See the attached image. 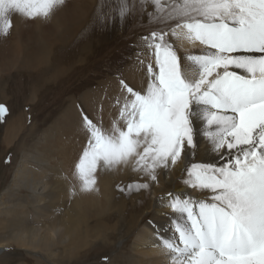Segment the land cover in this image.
I'll return each mask as SVG.
<instances>
[{
  "label": "snow or ice",
  "instance_id": "1",
  "mask_svg": "<svg viewBox=\"0 0 264 264\" xmlns=\"http://www.w3.org/2000/svg\"><path fill=\"white\" fill-rule=\"evenodd\" d=\"M149 0H139L142 8ZM150 22L164 26L142 37L152 58L140 90L121 81L125 95L107 127L86 114L74 177L92 191L98 168L132 166L141 181L120 191H141L178 164L192 193L169 192L177 239L161 238L172 264H264V0H150ZM65 0H0V35L13 14L47 19ZM119 15L130 11L120 0ZM198 43L181 58L169 41ZM143 63V61H142ZM238 70V71H237ZM9 110L0 104V123ZM223 166L196 162L194 120Z\"/></svg>",
  "mask_w": 264,
  "mask_h": 264
},
{
  "label": "rangeland",
  "instance_id": "2",
  "mask_svg": "<svg viewBox=\"0 0 264 264\" xmlns=\"http://www.w3.org/2000/svg\"><path fill=\"white\" fill-rule=\"evenodd\" d=\"M128 3L130 11L121 18L120 0H65L47 19L30 20L13 14L8 35H0V104L9 110L5 122L0 123V208L5 214L0 217V226L13 222L17 203L23 201L25 209L17 215L25 212L23 217L32 230L51 234L52 226L63 231L74 222L78 243L69 257L68 242L56 241L44 250L38 247L40 237L21 238L11 242L14 246L8 242L0 249V264L136 263L137 234L151 221L150 204L158 198L153 195L155 183L150 181L149 189L119 190L134 181L143 182L131 165L98 168L92 191H81L80 182L72 186L78 201L76 213H71L72 223L67 215L65 220L59 218L60 212L71 207L60 204V195L54 196L61 193L59 186L34 191L33 184L26 181L17 187L11 182L23 160L34 167L31 178L32 173L36 180L44 178L46 171L53 178L64 161L60 153L66 147L75 165L87 134L83 115L98 122L102 104L114 102V107L120 108L115 102V85L122 87L121 81L134 90L142 88L140 74L147 77V63L152 59L142 37L164 25L149 21L148 13L153 11L150 0L146 8L139 0ZM168 39L182 58L177 40L171 35ZM70 133L74 138H69ZM78 135L84 140L79 136L81 141L77 142ZM46 205L49 211L40 213ZM55 212L57 217H53Z\"/></svg>",
  "mask_w": 264,
  "mask_h": 264
},
{
  "label": "bare ground",
  "instance_id": "3",
  "mask_svg": "<svg viewBox=\"0 0 264 264\" xmlns=\"http://www.w3.org/2000/svg\"><path fill=\"white\" fill-rule=\"evenodd\" d=\"M176 40H177L178 45L180 46L181 51L183 52L182 53V59L187 57L188 55L199 54L202 51V47L198 43L192 44V43H189L188 41L183 40V39H176ZM140 71H142V70H140ZM140 80L142 81V82H140V88H141L144 86L145 81H146V78L143 77V74H140ZM116 86H117V89H116ZM112 88H110V90H112ZM115 95H116L115 102L117 101L118 98L121 99V102H122V97L125 95V90H123V88L121 86L116 84L115 85ZM109 105H110V109L108 107ZM109 105H108V102H107V104H102L101 109L99 108L100 110H98V111H100L99 113H101V119L99 121L97 119V121L102 122L103 126H105V127H107L109 125V122L113 121L114 119H117L118 115H119V108L114 107V106H116V105H114V102H110ZM99 118H100V116H99ZM94 119H96V118H94ZM194 126L197 130L196 140L200 146L196 150V152L192 158L196 162L214 163L217 166H223L227 161V157L217 156L210 150V148L208 147V142H207L206 138H204L201 135V133L203 132L204 129L202 127V124H201V121L199 118H196L194 120ZM69 135H70L69 136L70 139H71V135H72V137L74 136L73 133H70ZM79 136H82V140H84L85 137L83 135H78L77 142L81 141ZM69 138H68V140H69ZM64 144L65 143L62 142V145H64ZM67 145H68V143H67ZM67 145H64V146H67ZM75 145H76V143H75ZM68 149L69 148L66 147L64 149L63 153L61 150L60 157H62V161L63 160L64 161L58 169L59 170V172H57L58 174H55L56 176L54 175L53 178L48 176L47 171H46V176H44V178L40 177L39 180H36L33 173H32V178H31V176H30L31 171H32V168H34V167L31 168V166H29V164L26 162V160H23L22 164L19 166V169L16 171V173L14 174V176L11 180V182L13 183V184L11 183L13 187H17L18 185H20V183H22V181H26L29 185L33 184L32 189H34V191L41 189L40 187H44L43 188L44 190H47V189L50 190L53 187L56 188V186H59L61 193H59V194L54 193V196L60 195V200L59 199L58 200L61 201L60 204H62V206H64L65 208L67 205L68 206L71 205V207L67 210V212L63 211L62 213L61 212L59 213V218L61 217L62 220H65V215H67L68 218L71 219V213L74 215L77 211L78 201H77V198L73 197L74 188H72V186H76L80 182L78 179H76L74 177L73 160H72V157L70 155L71 153L68 152ZM51 162H52V160H51ZM183 167H184L183 164H178L175 168L170 169L168 171L167 175H165L163 169H159L157 171L158 183H155V187H153V195L156 196L158 199H157V201L150 204V209L152 208V214H153L151 221L145 223L143 225V228L137 234L136 241L134 243V247H135L134 253H135V258L137 259L135 264H172V261L170 260V256L172 254L169 253L168 250L162 246L161 238H168L170 240L177 239V234L174 231V222L171 219V217L173 215H176L177 219L180 220L181 223L183 221L179 217L178 214H174L172 212L171 208H169L165 203L162 202V197L166 199L167 198L166 194L169 192L192 193L194 196H200L201 195V193H199V192H193L192 189L186 188V186L184 184V179H183L185 176V174L182 171ZM34 173H36V172H34ZM124 176H125V174H124ZM53 179H55V180H53ZM162 180L166 181V183H165L166 185L164 184V182ZM43 193H44V191H43ZM35 201H36V199H35ZM66 202H68V203H66ZM2 203H4V202H2ZM24 204L25 203H23V201H19L17 203V205L21 208L18 207V210H16V214H15L16 217L13 220V222H10L8 225H2L1 224L2 227L0 226V249L4 246H7L8 242L11 243V242L16 241V240L21 239V238L26 237V238H29L31 240H35V239H39V237H40L41 243H39V246H38V247H40V249H44V250L50 249L56 245L55 244L56 241H57V243L59 241L62 244L65 242H68L69 245L72 247V248L71 247L67 248L69 251V254H70L69 257L73 256L74 250L77 248L78 243H77V231L74 227L75 223L72 221V219H71V223L73 222V225H71V227L69 226V228H67V226L64 227L65 229L63 231H62L61 227L59 229H57L55 227L53 228V226H52V228H50L51 234H48L50 232L47 233L46 231H45L46 233H42V231H41L38 234L34 229L32 230L29 227L27 222H25V219L23 217V215H25V212H20L21 215H17L19 210L25 209ZM1 205H3V204H1ZM48 208H49V205H46V207H41V209L39 211H40V213L47 212V211H49ZM14 211L15 210L10 209V213H14ZM4 215L5 214L2 212V210L0 208V217L4 216ZM57 216H58L57 213H56V216L53 215V217H57ZM97 217L99 218V216H97ZM22 218L24 219V221L21 220ZM115 219H116V217H115ZM50 220L52 221V217ZM120 220H121V218H120ZM131 220H133V219H131ZM18 222H19V224H18ZM96 222H98L97 219H96ZM121 222L123 223L122 220H121ZM131 223H133V222H131ZM119 225L122 226L121 224H119ZM119 225H117V228L119 227ZM72 227H74L73 230H72ZM67 229H69V230H67ZM120 229H121V227H120ZM110 230L114 231V227H112ZM6 233H9V236ZM106 238H107V236H106ZM23 246L26 247L27 245L24 243ZM25 247H23V248L25 249ZM63 249H64V247H63Z\"/></svg>",
  "mask_w": 264,
  "mask_h": 264
}]
</instances>
